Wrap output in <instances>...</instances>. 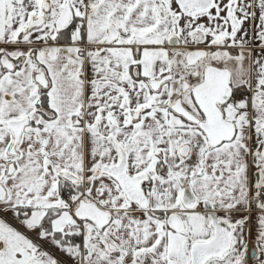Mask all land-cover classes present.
I'll list each match as a JSON object with an SVG mask.
<instances>
[{"label":"snow or ice","instance_id":"1","mask_svg":"<svg viewBox=\"0 0 264 264\" xmlns=\"http://www.w3.org/2000/svg\"><path fill=\"white\" fill-rule=\"evenodd\" d=\"M0 264H264V0H0Z\"/></svg>","mask_w":264,"mask_h":264}]
</instances>
